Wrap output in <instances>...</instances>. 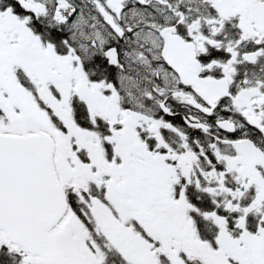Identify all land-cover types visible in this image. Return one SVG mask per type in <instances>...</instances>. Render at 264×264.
<instances>
[{"label": "snow or ice", "instance_id": "1", "mask_svg": "<svg viewBox=\"0 0 264 264\" xmlns=\"http://www.w3.org/2000/svg\"><path fill=\"white\" fill-rule=\"evenodd\" d=\"M0 264H264V0H0Z\"/></svg>", "mask_w": 264, "mask_h": 264}]
</instances>
